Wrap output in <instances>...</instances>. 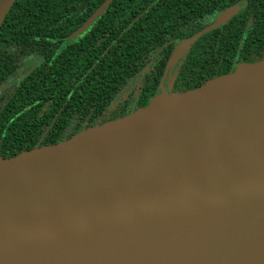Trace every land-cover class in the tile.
I'll return each mask as SVG.
<instances>
[{
  "label": "water",
  "instance_id": "1",
  "mask_svg": "<svg viewBox=\"0 0 264 264\" xmlns=\"http://www.w3.org/2000/svg\"><path fill=\"white\" fill-rule=\"evenodd\" d=\"M0 264H264V60L0 159Z\"/></svg>",
  "mask_w": 264,
  "mask_h": 264
},
{
  "label": "trees",
  "instance_id": "2",
  "mask_svg": "<svg viewBox=\"0 0 264 264\" xmlns=\"http://www.w3.org/2000/svg\"><path fill=\"white\" fill-rule=\"evenodd\" d=\"M237 1L111 0L86 29L74 36L103 0H16L0 27V84L14 76L17 62L25 56L50 60L11 92L6 104L15 110L10 115L5 102L0 101V157L7 159L22 150L70 138L84 127L83 122L93 121L121 81L144 65L146 56L158 48H163L161 54L167 56L171 48L168 41L189 38L206 25L208 15ZM246 1L244 15L255 16L254 10L259 8L256 2L261 0ZM249 29L254 42L264 35V25L256 18ZM216 33L196 40L189 46L191 50L188 47L187 73L196 75L211 57L219 69L215 76L228 71L229 63H220L216 55L237 45L226 43L224 32L218 43L211 42ZM259 39L263 41V36ZM254 44L246 48L258 52L260 45ZM41 116L47 120L55 116L47 142L27 137L35 129V119L37 131L42 130Z\"/></svg>",
  "mask_w": 264,
  "mask_h": 264
},
{
  "label": "flooded vegetation",
  "instance_id": "3",
  "mask_svg": "<svg viewBox=\"0 0 264 264\" xmlns=\"http://www.w3.org/2000/svg\"><path fill=\"white\" fill-rule=\"evenodd\" d=\"M104 1L105 0H103V2ZM256 4L259 6V8L254 10V14L256 15L248 16L244 15L243 12L247 9V1L239 0L231 6H228L218 12L211 13L210 15H208L205 18V20L207 21L206 25L198 30L200 31L212 25L222 12L232 8L235 10L234 14L231 15V17L224 24L206 33L208 34L210 32L217 31L216 34L212 35L213 39H211V42L216 41L218 43L220 39L223 38L222 34L224 32V36L226 38V40L224 41H226V43L227 41H230V44L235 43V45H237L236 48H226L218 52L216 55L217 58H219L218 61L220 63H229L227 72L215 76L214 74L217 73L219 69L218 67H214L216 60L211 57L200 66V70L196 75L187 73L186 71L188 66L185 63V58L189 54L192 47H189L190 50L188 48L181 49L180 46L183 43L182 39L168 41L166 44L171 45L169 54L167 56L163 54L162 56L161 53L163 48H158L154 52L146 56L144 65L138 71L133 72L130 76H126L124 80L121 81L119 88L113 94L110 95L107 105H105L101 109V111L94 116L93 121L91 123H87V121L83 122L84 127L76 133L87 128L102 125L106 122L113 121L117 118L126 116L134 112L135 110L146 106L149 103L150 99L156 96L165 94L169 95L171 93H179L197 88L209 79L231 73L240 63H255L264 60L263 34L259 36H263V41L260 40L259 37H257L255 41L256 44H254L260 45V50L258 52L251 50V48H246V46H248L249 48L250 44L255 43L252 40L254 36L249 31V27L253 19L256 18L259 24L264 25V0L258 1L256 2ZM94 11L95 9L92 11V13ZM87 19L88 18H86L85 21ZM235 29H237L238 34L235 33ZM202 36H200L198 39H200ZM164 47H166V45ZM173 53L174 58L171 59ZM41 58H43V56L34 55L33 57H23L16 64L17 70L15 71L14 76H10L3 82V84H0V101L5 102V105L9 108L7 111V115H10V112L15 110L14 107L11 108L10 106H8L6 102L11 97V92L15 89L18 83L22 82L24 78L27 80V78L31 74L35 75L37 69L41 67L43 63L46 64V61L50 60H44V58L43 60H41ZM189 85H192V87L189 88ZM30 105L31 104H29L28 106ZM22 106V104L17 105V107ZM55 116L51 120L49 119L50 117L48 118V120L44 116L40 117V121H42V123L40 124L42 130L40 132L37 131L36 124H38V120L35 119L33 121V126H35V129L30 130L27 134V137L29 139L38 137L36 138L37 142L49 141L52 136L51 128L53 126ZM45 145L49 144L35 146L31 149ZM5 158L6 157H0V159Z\"/></svg>",
  "mask_w": 264,
  "mask_h": 264
}]
</instances>
